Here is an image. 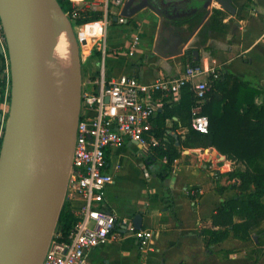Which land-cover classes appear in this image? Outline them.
Listing matches in <instances>:
<instances>
[{"label":"crops","instance_id":"crops-1","mask_svg":"<svg viewBox=\"0 0 264 264\" xmlns=\"http://www.w3.org/2000/svg\"><path fill=\"white\" fill-rule=\"evenodd\" d=\"M83 1L74 2L80 4ZM240 2L244 5L240 16H236V12L233 16L228 14L227 35L218 39L219 50L214 56L203 55L200 67L217 68L221 74L231 72L260 86L263 93L255 99L259 104L264 101V64L257 67L251 53L263 43L264 0ZM213 8L221 10L215 1L210 0L206 8L207 16L186 40L171 30L163 29L165 16L157 7L137 13L130 22L123 24L128 29L110 36L113 45L107 50L112 62L108 78L133 76L143 84H149L157 79L177 77L184 70L181 57L198 40L197 35ZM115 16L106 27V33L109 27L121 25L113 21ZM99 32L100 25L93 24L86 26L83 35L90 42V38L98 36ZM134 38L139 39V44L134 56L128 57L127 52ZM80 46L85 49L82 44ZM199 55L201 57L200 52ZM2 63L0 54V80ZM176 121V118L168 119L165 126L170 137L183 140L188 128L179 126L172 130ZM176 146L179 147L177 141ZM179 150L180 155L168 177L161 180L154 172L163 161L157 160L150 167L154 172L147 173V154L138 144L127 142L109 149L105 172L112 175L113 181L105 190L102 207L116 217L119 236L111 237L87 252L85 260L88 264H244L234 249L245 247L243 245L247 241L230 235L221 242L211 243L210 237L202 233L209 227L212 216L223 201L233 197L245 199L246 192L232 189L226 175L232 170H244L243 164L227 160L214 148L179 147ZM165 195L173 200L171 209L163 204ZM135 215L142 216L140 230L149 239L144 248L126 229ZM259 239L262 244L253 239L255 245L264 247V239Z\"/></svg>","mask_w":264,"mask_h":264},{"label":"water","instance_id":"water-1","mask_svg":"<svg viewBox=\"0 0 264 264\" xmlns=\"http://www.w3.org/2000/svg\"><path fill=\"white\" fill-rule=\"evenodd\" d=\"M213 1L227 14H235L233 0ZM155 7L154 0H127L119 15L127 22ZM0 22L11 76L0 145V264H42L72 167L81 105L79 44L57 0H0ZM62 32L73 43L76 64L73 93L66 103L52 69L55 40ZM192 54L198 60L199 52ZM61 107L66 110L65 127ZM141 221V215L134 216L135 230L141 229Z\"/></svg>","mask_w":264,"mask_h":264},{"label":"trees","instance_id":"trees-1","mask_svg":"<svg viewBox=\"0 0 264 264\" xmlns=\"http://www.w3.org/2000/svg\"><path fill=\"white\" fill-rule=\"evenodd\" d=\"M62 11L72 23L75 34L83 31L84 25L101 21L103 12L94 11L77 6L69 0H57ZM80 2L83 0H73ZM157 10L164 14L163 29L171 30L186 40L200 25L207 10L204 7L208 0H154ZM250 1V0H245ZM236 16L244 9L240 0H233ZM75 16H74V15ZM228 14L223 10L213 8L211 14L200 29L191 47L181 57L184 68L201 66V57L195 60L192 54L202 49L209 56H214L219 50L218 39L228 33ZM184 27V30H181ZM208 32H211L208 35ZM208 40L210 42L208 43ZM99 56L94 50L92 55ZM208 79H211L209 77ZM0 81V105L3 90ZM263 93L260 86L251 84L245 78L234 73L226 72L217 80H212L210 89L202 102L196 101L195 95L186 84L181 89V98L178 104L164 99L161 110L152 121V131L161 140V146L154 150V154L145 159L146 172H154L150 167L157 160L163 164L154 173L165 180L175 160L180 155V148L208 149L214 148L227 160L241 162L244 170H232L226 175L231 181V188L246 192L245 199L233 197L223 201L211 218L208 228L202 233L210 237L211 243H218L232 235L240 241L255 239L261 245L259 237L264 239V101L255 102ZM199 105L198 115L206 116L209 121L208 133L201 134L191 127L192 109ZM176 118L172 130L177 127H187L188 132L184 139L169 136L165 126L168 119ZM165 139H168L166 141ZM176 141L179 147L176 146ZM108 156V154H107ZM165 208H172L173 200L169 195L163 199ZM238 216L239 222L234 218ZM76 218L67 202L63 203L56 230L66 238L72 231Z\"/></svg>","mask_w":264,"mask_h":264},{"label":"built area","instance_id":"built-area-1","mask_svg":"<svg viewBox=\"0 0 264 264\" xmlns=\"http://www.w3.org/2000/svg\"><path fill=\"white\" fill-rule=\"evenodd\" d=\"M69 1L77 8L96 10V4L89 2L90 0H84L80 4ZM107 8L105 5L106 10L101 21L84 25L83 31L76 34L79 43V37L86 26L100 25L99 35L90 38L89 47L83 54L84 57H89L94 50L99 52L101 69L97 78L84 82L87 90L81 95L72 167L64 201L69 204L76 222L66 238L55 230L42 264H88L85 260L87 252L98 248L109 238L119 236L116 232V217L102 207L105 190L113 181L112 175L105 172L109 149L115 145L133 142L147 156L153 155L154 150L162 143L152 131V121L162 107L163 99H168L169 102L180 101L181 89L188 83L196 101L202 102L212 80H217L221 75L217 68L187 65L177 77L161 78L149 84H143L133 76L109 79L106 72V27L112 23V16L107 14ZM115 15L113 16L116 17L117 24L130 22V19L126 22L119 13ZM138 44V38L131 41L128 57L134 56ZM0 54L3 58L0 80L3 84L0 106L1 145L11 88L7 42L1 22ZM199 111V105L192 109L191 127L201 134H207L209 121L206 116L198 115ZM126 229L135 236L142 248L147 245L149 239L144 231L135 230L131 224Z\"/></svg>","mask_w":264,"mask_h":264},{"label":"rangeland","instance_id":"rangeland-1","mask_svg":"<svg viewBox=\"0 0 264 264\" xmlns=\"http://www.w3.org/2000/svg\"><path fill=\"white\" fill-rule=\"evenodd\" d=\"M127 0H90L89 2H94L95 8L97 10H100L105 12V5H107L108 15L113 16L115 14H118L123 5L125 4ZM217 6L220 8L219 4ZM264 29V24L261 26ZM124 29H128L127 25H114L108 28L106 37H107V50L113 45L110 43V36L113 35L117 31H122ZM79 44V43H78ZM85 49H82L79 44V59H80V98L82 93L87 90V84L84 82L90 81L92 78L95 79L98 77V72L101 69L100 60L97 57L89 56L84 57ZM201 58L205 54V52L200 49ZM249 56V55H248ZM251 56L256 59L257 61V67L259 64H264V38L263 43L258 45V47L251 53ZM257 56V57H256ZM110 53H107L106 56V72L107 76L109 77V72L111 70V60H110ZM240 63V62H239ZM245 66H247L246 63H242ZM243 198V195H242ZM239 217L236 216L235 221H239ZM245 247H239L238 249H234L235 253L239 255L240 261H242L244 264H264V247H260L259 245H255L253 239H250L247 241V244L243 245ZM237 250V251H236Z\"/></svg>","mask_w":264,"mask_h":264},{"label":"bare ground","instance_id":"bare-ground-1","mask_svg":"<svg viewBox=\"0 0 264 264\" xmlns=\"http://www.w3.org/2000/svg\"><path fill=\"white\" fill-rule=\"evenodd\" d=\"M55 49L52 57V69L58 82L61 94V101L66 103L70 101L75 84V51L73 43L67 32H62L55 40ZM89 39L85 35L79 37V44L87 49ZM81 47V46H80ZM66 125V110L61 107V127Z\"/></svg>","mask_w":264,"mask_h":264}]
</instances>
